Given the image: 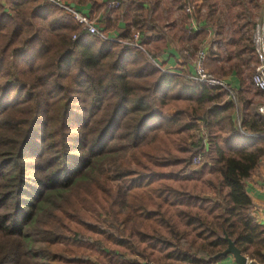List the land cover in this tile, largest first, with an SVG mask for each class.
Masks as SVG:
<instances>
[{"label": "trees", "instance_id": "1", "mask_svg": "<svg viewBox=\"0 0 264 264\" xmlns=\"http://www.w3.org/2000/svg\"><path fill=\"white\" fill-rule=\"evenodd\" d=\"M119 1L103 23L121 39L139 32L151 56L171 39L187 63L207 35L175 29L172 8L160 11L158 0ZM262 1L222 8L235 37L209 50L208 70L236 74L227 99L162 71L140 49L81 30L45 0H0V264H213L228 256L214 257L225 234L264 264V226L245 187L264 157L254 101L264 93L250 84L257 60L242 33ZM214 25L211 41L223 28ZM197 155L201 167L186 172Z\"/></svg>", "mask_w": 264, "mask_h": 264}, {"label": "built area", "instance_id": "2", "mask_svg": "<svg viewBox=\"0 0 264 264\" xmlns=\"http://www.w3.org/2000/svg\"><path fill=\"white\" fill-rule=\"evenodd\" d=\"M45 1L61 8L65 11L66 14L73 17V19L76 21L78 27L81 30L91 35H96L102 40H112L122 44H126L133 48L140 49L144 51L148 55V58L152 60L155 65L162 71H165L169 74L181 73V71H175L170 67L166 66L165 63L162 62L160 59H156L151 56L148 51H146L148 45L140 43L141 35L139 34V32H135L132 38L121 39L116 35H112L110 32L100 26L99 14H91L88 12H84L79 6L68 0ZM107 6L109 9H116L121 6V3L119 0H108ZM184 8L188 14H192L193 11L190 5L186 4ZM192 26L195 30L197 29V26L194 22H191L190 28ZM209 34L210 36H212L211 31ZM75 38L76 34L72 36V39ZM251 42L256 54L257 61L254 65V72L250 78V84L254 90L264 93V14L262 18H256L254 27L251 29ZM219 45L220 43L214 40H209L206 43H202V45L198 48L195 53L194 59L192 61V69L190 70V67H188V77L190 81H193L195 83L225 90L227 93L226 98L232 99V91L234 88L223 77L210 72L205 65L209 50H214ZM256 111L259 115L264 118V98L256 104ZM241 131L243 134H251L249 132L244 131L243 129H241ZM200 160V155L195 156L192 160V166L199 163Z\"/></svg>", "mask_w": 264, "mask_h": 264}, {"label": "crops", "instance_id": "3", "mask_svg": "<svg viewBox=\"0 0 264 264\" xmlns=\"http://www.w3.org/2000/svg\"><path fill=\"white\" fill-rule=\"evenodd\" d=\"M108 0H86L83 4H76L79 6L84 12H88L91 14H99L100 15V26L110 32L112 35H119V31L114 29H108L106 25L103 23L102 19L107 16L109 19H114L115 10L116 9H109L107 6ZM264 12L262 11V16ZM260 16V18H262ZM259 18V16H258ZM202 25V24H201ZM204 25V24H203ZM125 26L124 22H119L118 27L123 28ZM207 35L203 39V43L211 40L210 30L206 28ZM178 43L174 40H168L166 46L164 47L163 51L160 54L154 55L153 57L156 59H160L162 62L165 63L166 66L170 67L175 71H183L182 69L186 66L182 62V58L180 56L179 47L176 46ZM150 47V44H147ZM195 56V55H194ZM192 57V61L194 59ZM208 56L206 59V67H208ZM192 61H190V70L192 69ZM219 63V61H217ZM210 66V65H209ZM233 88L239 87V80L234 72L222 76ZM246 191L250 196L252 201L251 213L256 221L264 226V157L261 159L260 164L258 165L256 171L252 174L250 178L246 180L245 183ZM248 258V257H247ZM218 264H235L233 257L228 255L225 259L217 262ZM247 264H255L253 260L248 258Z\"/></svg>", "mask_w": 264, "mask_h": 264}, {"label": "rangeland", "instance_id": "4", "mask_svg": "<svg viewBox=\"0 0 264 264\" xmlns=\"http://www.w3.org/2000/svg\"><path fill=\"white\" fill-rule=\"evenodd\" d=\"M147 3L153 4V5L156 4L155 0H150ZM203 3L205 4L206 0H158V7H159L160 11L161 10H165V9H167L169 7L172 8L173 20L175 22V29H179L180 30L181 27L184 26L186 31H188V30H190L191 22H194L198 29H201L202 27H205L207 29H211V26L213 25V22H214L215 25L213 27L215 29H218V25L219 24L223 25L222 30L218 34L219 40H216V41L225 42L226 40L234 39L235 34L233 36L230 35V28H229L228 24H226V17H227L226 13L222 12V8L224 7L225 0H218L217 4L214 7L215 10L213 12H211L208 7H203V9L200 10V12H199V17H198L197 13H194V7L196 6V4H203ZM262 3H264V0L262 1ZM186 4L191 6L192 11H193L192 13L194 15H196L198 18L202 17L201 20H199V22H197L195 20V18H193V14H191V15L189 14V16H187L188 13L185 11V8H184V6ZM159 9H157V13H156V16H157L156 17V23H157V25H161L162 21H163V23H164V21H166V17L164 15L160 14V12H158ZM210 13H211V15H210ZM254 14H255L254 15V19L257 18L258 16L260 17L262 15V10L261 9H259V10L255 9L254 10ZM204 19L208 20L207 25L205 24L206 22H205ZM255 21H256V19H255ZM199 27H201V28H199ZM191 29L195 30L193 28V26L191 27ZM242 33H243V35L245 37H247V35H250V33H251V28L245 27L244 29H242ZM176 46H178L179 47L178 49H180V45L179 44H177ZM188 46H189V51H190V45L188 44ZM144 54L148 58V55L145 52H144ZM191 61H192V59H191ZM210 63H211V59L209 58L208 59V64L210 65ZM184 65L186 67L184 69H182L183 71H181L180 74H184V76L187 77L188 80H190L189 77H188V73H189L188 67H190V59H189V61L187 63H184ZM209 65H208V67L210 68ZM263 98H264V94H262V93L254 95V101H256L255 102L256 104L259 103ZM194 133L196 135L197 134L198 135H203V133H204L203 128H201L198 132L195 131ZM201 164H202L201 162L195 164L194 166H192V165L190 166V164H189V166L186 168V172L187 171L189 172L190 168L194 169V170H196V169L198 170L201 167ZM102 218L103 217H101L100 220H102ZM139 263L140 264H158L156 262L150 263L149 261L142 260V259H139Z\"/></svg>", "mask_w": 264, "mask_h": 264}, {"label": "water", "instance_id": "5", "mask_svg": "<svg viewBox=\"0 0 264 264\" xmlns=\"http://www.w3.org/2000/svg\"><path fill=\"white\" fill-rule=\"evenodd\" d=\"M224 238L228 242L226 249L221 253L216 254L214 257L217 258L219 256L231 255L235 264H247L248 258L240 252V250L235 246L234 242L230 240L226 234Z\"/></svg>", "mask_w": 264, "mask_h": 264}]
</instances>
